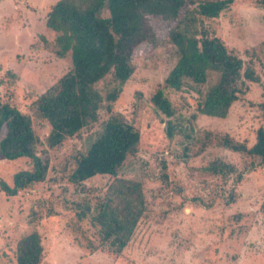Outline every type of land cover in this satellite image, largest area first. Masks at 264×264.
Here are the masks:
<instances>
[{"label":"rangeland","instance_id":"rangeland-1","mask_svg":"<svg viewBox=\"0 0 264 264\" xmlns=\"http://www.w3.org/2000/svg\"><path fill=\"white\" fill-rule=\"evenodd\" d=\"M55 1L0 0V100L30 115L32 101L71 66L70 52L56 56L53 41L57 33L45 25ZM203 22L245 61L253 62L261 81L249 83L248 91L232 104L225 118L196 113L197 101L215 80L214 73L204 85L180 91L163 88L174 111L172 119L188 121L196 113L192 124L199 136L205 130L227 132L251 143L257 127L264 124V6L256 7L252 0H233L218 17L203 18ZM250 49L253 51L246 52ZM132 58L134 72L120 85L117 98L106 99L119 87L108 73L94 85L103 97L98 121L60 146L46 147L49 126L32 116L39 138L37 152L48 159V170L43 181L15 195L0 189V264H16V241L32 230H39L42 237L41 264H264V164L213 144L197 156L196 142L189 144L190 156L184 159L183 137L166 136V117L150 101L176 60L173 46L143 44ZM108 104L113 113L121 114L140 131L138 149L127 157L118 176L140 180L146 200V211L131 240L118 254L99 248V226L90 221V215L79 220L74 210L64 206L65 201L74 200L94 207L115 179L96 175L81 185L68 179L72 156L83 151L100 129L109 115ZM214 158L228 160L243 172L231 203H226L225 196L234 175L221 178L200 169ZM30 169L29 158L7 159L0 153V181L12 185L15 172ZM197 196L203 198V205L194 201ZM39 199L52 203L57 214L33 220Z\"/></svg>","mask_w":264,"mask_h":264},{"label":"trees","instance_id":"trees-1","mask_svg":"<svg viewBox=\"0 0 264 264\" xmlns=\"http://www.w3.org/2000/svg\"><path fill=\"white\" fill-rule=\"evenodd\" d=\"M264 6V0H252ZM233 0H56L46 14L45 25L57 33L53 41L54 52L64 57L70 52L71 66L58 80L35 98L31 115L0 100V153L4 158L27 157L32 169L19 170L12 175V185L0 181V189L15 195L20 189L43 181L48 170V159L37 152L39 138L32 126V116L43 119L49 126L45 137L48 149L60 146L67 138L98 121L103 97L95 83L111 73L119 83L106 95L114 101L123 85L134 72L133 52L140 45L173 46L176 60L165 78L150 96L154 107L165 117L168 138L183 137V156L189 155L192 142L199 146L198 155L209 145L248 155L264 164V124L257 127L254 140L248 143L229 133L205 130L199 136L192 124L196 113L225 118L234 102L249 89V83L261 81L253 62L245 61L235 49L228 47L217 34L210 32L203 18H216L230 7ZM251 1H248L250 3ZM248 5V4H247ZM251 6V4H249ZM106 11L104 14L103 12ZM253 51V49L246 52ZM216 75L196 104V113L188 121L176 119L172 105L163 88L175 91L194 85H204L209 74ZM262 106V105H261ZM108 117L89 140L83 151L72 156L73 167L68 179L74 184L96 175L114 176L96 205L89 202L65 201L81 220L90 215V221L99 226L101 243L113 254L120 253L131 240L141 217L146 211V200L140 180L118 176L127 157L134 154L140 143V131L121 114L106 107ZM264 120V105H263ZM206 174L225 178L234 175L232 187L225 196L226 203L236 197L235 184L242 180L243 172L225 159L214 158L200 168ZM194 201L204 204L197 196ZM49 206V208H47ZM38 209L32 219L42 220L57 214L47 200H37ZM44 247L39 230L21 235L16 241V264H41Z\"/></svg>","mask_w":264,"mask_h":264}]
</instances>
